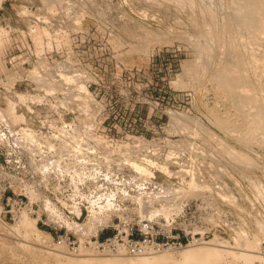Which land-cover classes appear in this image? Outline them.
<instances>
[{"label": "rangeland", "instance_id": "obj_1", "mask_svg": "<svg viewBox=\"0 0 264 264\" xmlns=\"http://www.w3.org/2000/svg\"><path fill=\"white\" fill-rule=\"evenodd\" d=\"M183 1L185 0H47L48 6H45V9L42 0H0V27L4 29L8 26L14 27V30H19L18 36L24 34L22 31L30 32L28 24L34 23L33 18H36V15L39 18L41 15L38 14H44L47 11V18L45 15H42L40 19L36 18V21L40 22L41 20L44 21V17L47 19L45 40L39 38L36 42L37 48L32 43L36 56L47 51V70L54 72L57 65L63 67L65 64L63 67L65 70L69 68V70L77 71L82 76L78 82L80 84H75V81L59 80L47 71L46 76L52 83L53 90L47 89V106L44 109L41 104H38L37 107L34 106L35 111L32 113L35 116L32 115V117L35 119L29 120L27 118L28 122L32 123L37 130L42 126H38L37 119H47L48 129L51 123L60 124L62 119L60 113H64L69 124L72 123V127L69 126L67 130L71 132H73L72 128H77V131L78 129L82 130L83 137L91 130H98L99 116L109 117L110 136L117 135L119 136L117 138L121 139L122 134H118L119 132H143L149 139L154 140V149L162 158V165L177 162L179 163L177 166L180 168L190 172L202 173L216 184V182L224 180V172L222 175L219 169L216 170L219 168L216 164L219 163V160L220 162L223 161V157L228 152L226 149L231 148L238 150L241 154L243 153L242 159L244 156L250 158H244L245 161L241 158L237 160L236 163L244 165V168L233 167L228 169L229 173L234 175L235 172H240L246 176L245 178H249L248 175L256 174L264 181V66H262L264 65V37L262 36L264 31H262V35L261 32H258L256 36L251 33L253 32L251 29L248 30V27L243 24L241 7L244 0ZM50 4L54 5L55 8H52ZM41 26H46L45 21ZM36 35H39L37 31ZM241 36H245L244 40ZM38 37H43V35ZM3 39L5 40L4 43L0 39V61L4 63L6 70L11 74L21 73L24 69L26 71L33 70L38 57L29 59L33 65L31 67L24 64L18 66V63L11 68L6 64L5 47L7 41L5 36ZM259 42H261V46L252 48L258 46ZM252 51L255 54L254 52L251 54ZM255 58L258 59L259 65L254 68L252 59ZM24 60L26 58H22L20 63ZM237 60L238 62H235ZM237 65L243 67L239 66L238 69ZM257 67L259 68L257 69ZM237 69L240 70V73L244 72L242 73L243 81L241 80L240 85L242 86L247 82L248 85L245 84L246 90L252 87L249 88L252 94L244 90L245 86L242 87V91V88L238 89L239 84L236 85L237 90L236 86L229 87L223 82V79L229 74L228 71L231 70L232 72ZM255 70L256 73H254ZM246 72L250 75L245 74ZM0 73H4L2 68ZM22 80L25 81L20 83V87L26 89L27 80L25 76L20 81ZM261 80L262 84H260ZM15 81L12 83L5 82L8 85L6 87L8 93H5L4 98H0V102L3 103L2 100L6 99H12L16 102L19 100L17 102L19 111L26 112L31 118V113H28L25 107L20 110L19 102L25 103L20 94L34 93L35 87L32 83L30 85L27 82L26 90H20L17 86L18 92L14 90V85L19 81ZM53 83H56V86ZM81 84L87 88L92 86L90 92L93 100H95L93 102L94 117L89 115L87 109L85 114L82 111L81 103L87 96L83 93L82 97H79L78 86ZM224 90H227V95ZM228 92L232 95L228 96ZM37 94L41 95L42 98L44 97L43 92H37ZM75 94H77V98ZM252 96L254 97L253 100L248 101V97ZM56 99L66 102L58 108ZM246 101L251 103L247 105ZM27 102L29 103V101ZM257 106H261L260 109ZM232 116L238 121V124L236 120L232 119ZM228 119L230 120L228 121ZM86 120L88 121L86 122ZM224 120L226 122L231 121V123L235 122L236 124H234L237 126L230 131L224 128ZM73 122H75L76 127ZM44 126L46 127V125ZM92 126H94L93 129ZM90 127L91 129H89ZM0 128V169L25 179L24 181L18 180L15 176L11 177L16 187L24 188H18L17 193L27 196L25 197L26 211L31 210L32 206L35 207L37 212L29 213L32 218L38 219L37 225L40 228L41 224H44L50 229L63 228L68 232L74 230V233L78 235L79 233L87 235L96 233L99 225L97 222H92V225H89L90 228L86 226L89 230L85 228L86 231L80 232L72 229L58 214L51 213L48 207L47 210L50 215L42 214V212H46L45 203L38 201L42 192L48 196L53 206L59 211L58 213L65 215L63 217L74 223L84 224L89 220L91 209L97 205L105 206V208L113 206L116 209L135 207L138 205L135 198L139 191L154 189L153 185H141L139 187L137 183L131 182L129 173H116L114 176L116 182H114L107 179L105 170L98 172L97 169L93 168L84 172V179L81 182L79 176H74L76 171L66 167L63 168L65 175H62L61 179L56 176L55 172H52L48 184L43 185L45 176L43 172L37 173L33 169L27 149L20 147L21 149L18 151L19 146L17 147V141L14 140L12 131L2 121H0ZM50 130L48 132L50 135L55 133L54 129ZM37 131L41 133L39 130ZM48 133L41 134L45 136ZM104 140H109V138L104 137ZM25 145L27 144H23V146ZM112 145L114 144L112 143ZM203 166L206 167L203 168ZM214 168L215 170H213ZM154 169L156 170V167ZM156 174L158 176L156 180L159 182L166 181L167 176L165 174ZM74 180L78 181L75 182ZM58 184L61 185L60 190L55 189ZM129 191H131V196L126 194ZM100 196L102 197L100 198ZM17 208H19L17 204L8 206L5 201L0 202V264H42L44 261L51 263L52 261L50 262L47 254H41L37 260L30 258V255L24 252L20 246L24 241L17 234L10 233L9 228L11 226L17 227L20 224L21 214H13ZM117 215L115 214L114 218H117ZM112 216V214H106L105 217L109 219L106 223L111 222ZM42 230L46 236L51 235L49 230ZM48 237L50 239L48 245L58 246L52 236ZM249 240L258 242L259 245H257L260 247H254L255 251L254 248H251L252 251L263 255L260 252L264 250V226L253 230ZM212 241L214 240L209 242ZM245 242L241 246L232 243L230 247H234L233 249L236 251H246L243 247ZM196 245L199 243L190 246ZM35 246L36 248L39 247V250H46L45 246L40 247L38 244ZM17 249L19 250L17 251ZM67 250L70 251L68 248ZM163 251L180 250L164 249ZM127 255V257H135L132 254ZM234 264L244 263L237 262Z\"/></svg>", "mask_w": 264, "mask_h": 264}, {"label": "bare ground", "instance_id": "obj_2", "mask_svg": "<svg viewBox=\"0 0 264 264\" xmlns=\"http://www.w3.org/2000/svg\"><path fill=\"white\" fill-rule=\"evenodd\" d=\"M174 1V0H173ZM181 1V0H180ZM186 1V0H185ZM183 1V2H185ZM177 2V1H176ZM187 2V1H186ZM233 2V1H232ZM244 4L242 5V13H243V17H242V22L244 25H246L248 27V30L251 29L254 33V35H256L258 32H261L262 35V31H264V0H244L243 1ZM43 3V7L46 9L45 6L47 5V0H42ZM182 3V2H181ZM194 3V2H193ZM192 3V4H193ZM229 3V2H228ZM178 4V3H177ZM189 4V2H188ZM184 5V4H183ZM191 5V4H190ZM189 5V6H190ZM200 5V4H197ZM205 5V3H204ZM231 5V4H230ZM234 5V4H233ZM52 8H55L54 5H51ZM188 6V5H187ZM206 6V5H205ZM241 6V5H240ZM42 7V8H43ZM199 7V6H198ZM201 7V6H200ZM203 7V6H202ZM207 7V6H206ZM51 8V7H49ZM51 8V9H52ZM191 8V7H190ZM205 8V7H204ZM196 9V8H195ZM202 9V8H201ZM50 11V9H48ZM53 10V9H52ZM52 10L50 12H52ZM192 10V9H191ZM54 11V10H53ZM200 11V10H199ZM194 12V11H193ZM203 12V10H202ZM233 12V11H232ZM231 12V13H232ZM51 14V13H50ZM234 14V13H233ZM40 17H42V15L46 16L47 15V11L44 12V14H38ZM233 16V15H232ZM241 16V15H240ZM40 17L38 18V16L36 15L37 19H40ZM36 18H33L36 21ZM47 18V16H46ZM45 17L43 18L46 26H41L42 23L44 21L41 20L40 21H35L32 24H28V27L30 29V32L25 30L22 31L26 36H30L31 39L33 40V45L36 46V42L37 40L40 39H44V36L47 35V19ZM230 18V17H229ZM228 18V19H229ZM233 22V21H232ZM207 23V22H206ZM211 23V22H210ZM38 24V25H37ZM235 24V23H234ZM37 25V27L35 28V26ZM214 25V24H213ZM229 25V24H228ZM231 25V24H230ZM207 26V25H206ZM234 26V25H233ZM245 26V27H246ZM208 27V26H207ZM206 27V28H207ZM237 27V26H236ZM205 28V27H204ZM209 28V27H208ZM202 29V28H201ZM236 29V28H235ZM247 29V28H246ZM210 30V29H209ZM13 31H14V27L8 26L2 28L0 27V39H2L3 43H4V39L3 37L5 36L7 44L9 42H11L12 40V35H13ZM36 31L37 34L39 33L38 36H42L43 37H38L36 35ZM205 31V29H204ZM208 31V30H207ZM233 31V30H232ZM202 32V31H201ZM200 33V32H199ZM209 33V31H208ZM239 33V31H238ZM203 34V33H202ZM210 34V33H209ZM208 34V35H209ZM215 34V33H214ZM204 35V34H203ZM207 35V34H206ZM251 35V34H250ZM252 34V37L254 36ZM200 36H202L200 34ZM211 36V35H209ZM257 36V35H256ZM264 37V35H262ZM242 37V36H241ZM240 37V38H241ZM245 37V36H244ZM244 37L243 40H244ZM204 38V36H203ZM211 38V37H210ZM238 38V37H237ZM236 38V39H237ZM254 38V37H253ZM256 38V37H255ZM257 39V38H256ZM254 39V40H256ZM45 40V39H44ZM209 41V39H207ZM215 40V39H214ZM219 40V39H218ZM241 40V39H240ZM242 40V42H243ZM259 40V39H258ZM237 41V40H236ZM235 42V41H234ZM233 42V43H234ZM240 42V41H239ZM245 42V41H244ZM251 42V41H250ZM248 42V43H250ZM221 43V42H219ZM218 43V44H219ZM237 43V42H236ZM246 43V42H245ZM261 42L256 43L258 44V46H254L252 48L255 49V47H259ZM263 43V42H262ZM6 44V45H7ZM225 44V43H224ZM243 44V43H242ZM1 45V43H0ZM211 45V42H210ZM239 45V44H238ZM248 45V44H247ZM252 45V44H251ZM203 47V46H202ZM208 47V46H207ZM216 47V46H214ZM218 47V46H217ZM225 47V46H224ZM248 47V46H247ZM37 48V46H36ZM227 48V47H226ZM232 48V47H231ZM242 48V47H241ZM1 49V47H0ZM251 49V48H250ZM260 50L262 48H259ZM227 50V49H226ZM229 51H231L230 49H228ZM227 50V51H228ZM245 50V48H244ZM248 50V49H246ZM212 51V50H211ZM226 51V52H227ZM234 51V49H233ZM251 51V50H250ZM215 52V51H214ZM241 52V51H240ZM239 52V53H240ZM254 51L251 52V54H253ZM259 52V51H258ZM258 52H256L257 54H259ZM36 53V52H35ZM208 53V52H207ZM229 53V52H228ZM231 53V52H230ZM247 53V52H246ZM211 54V53H210ZM242 54V52H241ZM250 54V55H251ZM255 54V52H254ZM256 54V55H257ZM208 55V54H207ZM213 55V54H212ZM211 55V56H212ZM233 55V53H232ZM246 55V54H245ZM37 60L35 65L33 66V70L31 71H26V69H24L21 73H16V74H11V72L6 70V67L4 66V63L0 61V70L1 68L3 69L4 73H0V98H4L5 93L7 94L8 91L6 89V87H8V85H6L5 82L7 83H12V81L16 80L17 82L20 81L21 79H23V77L25 76L27 82L30 84L32 83V85L35 87V91L34 93H24V94H20L22 101H24L25 103H20L19 102V107L20 110L23 109L25 106L29 107L32 112H34V106L37 107L38 104H41L42 106H47V89L49 90H53L52 88V83L50 82V80L48 79V76H46L47 71L48 73H52L53 76L55 78H59V80L61 79H67L70 81H75V84H80L78 83L80 81V79H82L81 74H79L77 71L74 70H65V68H63L65 66V64H63V67L60 65H57L56 67V71L51 72L49 70H47V56L44 54H37ZM214 57V56H213ZM246 57V56H245ZM250 57V56H249ZM258 57V56H257ZM228 58H230L228 56ZM248 58V57H247ZM254 58V57H252ZM30 59V58H29ZM234 59V58H233ZM260 59V58H259ZM251 60V59H250ZM27 60L22 61L21 63L19 62L18 66H22L23 64L25 65ZM30 61V60H29ZM243 61V60H242ZM254 68L255 66L259 65V61L258 59H252ZM31 62V61H30ZM233 62V61H232ZM235 62H238L235 61ZM244 62V61H243ZM249 63V62H247ZM246 63V64H247ZM252 63V62H250ZM249 63V64H250ZM240 64V63H239ZM263 64V63H262ZM199 65V64H198ZM197 65V66H198ZM245 65V64H244ZM15 66V65H14ZM196 66V68H197ZM238 66V65H237ZM241 66V65H239ZM238 66V69H239ZM251 66V65H250ZM264 66V65H262ZM9 67V66H8ZM233 67V65H232ZM243 67V66H241ZM240 67V68H241ZM248 67V66H246ZM245 67V68H246ZM16 68V67H15ZM226 68V67H225ZM228 68V67H227ZM259 67H257L258 69ZM19 69V68H18ZM199 69V68H198ZM207 69V68H206ZM236 69V68H235ZM237 69V70H238ZM256 69V70H257ZM6 70V71H5ZM12 70V69H9ZM229 70V69H228ZM235 70L232 71L230 70V72L228 71V75L225 77V79H223V82L225 84H227L229 87H234V86H238V84L240 85L242 82L241 80L243 79V75L242 73H240V70ZM242 70V69H241ZM244 70V69H243ZM249 70V69H248ZM252 70V69H251ZM256 70L254 73H256ZM260 70V69H259ZM13 71V70H12ZM199 71V70H198ZM202 71V70H201ZM225 71V70H224ZM245 71V70H244ZM254 71V70H253ZM262 71V70H261ZM2 72V71H1ZM205 72V70H204ZM238 72V73H237ZM263 72V71H262ZM13 73V72H12ZM30 73V74H29ZM226 73V72H225ZM241 75H240V74ZM248 72H246L245 74H247ZM253 73V72H252ZM264 73V72H263ZM206 74V73H205ZM218 74V73H217ZM216 74V75H217ZM239 74V75H238ZM250 75V73H248ZM252 75V74H251ZM258 76V74H256ZM264 75V74H263ZM262 75V76H263ZM29 76V78H28ZM85 76V75H84ZM248 76V75H247ZM6 77V78H5ZM246 77V75H245ZM250 77V76H249ZM247 78V77H246ZM258 78V77H257ZM6 79V80H5ZM248 79V78H247ZM251 79V77H250ZM260 79V78H259ZM249 80V79H248ZM15 81V82H16ZM243 81V80H242ZM245 81V78H244ZM2 82V83H1ZM4 82V83H3ZM222 82V84H224ZM221 83V82H220ZM219 83V84H220ZM249 83V82H248ZM3 84V85H2ZM35 84V85H34ZM56 86V83H53ZM245 84H247V82H245L242 86H238L239 88H242L243 86H245ZM260 84H262V80L260 82ZM5 85V86H4ZM17 85V84H16ZM15 86L14 90H17V86ZM31 85V84H30ZM59 85V84H58ZM248 85V84H247ZM253 85V84H252ZM54 86V87H55ZM236 86V89H237ZM261 86V85H260ZM263 86V85H262ZM33 87V88H34ZM64 87V86H63ZM254 87V86H253ZM246 86L245 89L246 90ZM252 88V87H249ZM248 88V90H246V92H249V94H252L250 91V89ZM237 89V90H238ZM255 89V87L253 88ZM252 89V90H253ZM234 90V89H233ZM240 90V89H239ZM250 90V91H249ZM18 91V90H17ZM225 91V90H224ZM227 91V90H226ZM225 91V93H226ZM243 91V88H242ZM256 91V90H254ZM253 91V92H254ZM19 92V91H18ZM37 92H43L44 97L42 98L41 95H38ZM78 92H79V97H82L83 93L86 94L87 97H85L83 99V102L81 103V108L82 111L85 114L86 109L89 112V115L91 117H94V104L93 102L95 100H93L92 98V94L90 92V90L84 85L81 84L78 86ZM245 92V93H246ZM258 92V91H257ZM255 92V93H257ZM239 93V92H238ZM244 93V94H245ZM264 93V92H263ZM262 93V94H263ZM248 94V93H247ZM227 95V93H226ZM232 94H229L228 92V96H230ZM254 95V94H253ZM258 95V93H257ZM256 95V96H257ZM76 98H77V94H75ZM251 96V95H249ZM264 96V95H263ZM232 97V96H231ZM255 97V95H254ZM252 97H248V101H252L253 98ZM233 98V97H232ZM259 98V97H257ZM82 99V98H81ZM57 100V99H56ZM67 100V99H66ZM234 100V99H233ZM242 100V99H241ZM255 100V99H254ZM258 100V99H256ZM260 100V99H259ZM2 102H0V117H2V119L5 121L6 125L11 129V131L13 132L12 134L14 135V140L17 141V147L18 151L21 148H26L23 149L24 151H28L27 154L30 155L31 157V165L33 167L34 170L37 171V173H42L45 176V179H43V185H47L48 181H50V177L52 172H55L57 177H60V179L62 178L63 174V168L66 167L68 168H72V170L74 169L76 172L74 176H79V178L82 180L84 179V172L87 170H89L90 168L92 169H97V171H101L100 167H104L106 166V170L108 172L113 173L114 170L116 168H119V170H121L120 168H124V167H129L132 171H136L139 172L141 177H142V181H146L148 180L147 177H145V175L150 174L151 176H154V171H152L148 166H146L143 162V160H146L148 162L149 165L154 164L153 159L150 158V156L146 155L143 153V146L140 145V147H134L129 143H123L122 145H112V142L110 140H104V137L101 136L100 134H98V130H91L90 132H85L87 133L85 136L82 137V130L77 131V128L73 129L72 131H68V127L71 126L72 127V123L69 124L68 120L66 119V114L64 113H60L61 114V123H51L49 125L50 129H54V134H47V135H42L41 133H39L36 130V127L33 126L32 123L28 122L29 120H34L33 117L29 118L30 116L27 115L26 112H20L18 109V105L17 102L19 100L14 101L12 99H6V100H2ZM29 101V103L27 102ZM69 101V100H68ZM71 101V100H70ZM235 101V100H234ZM6 102V103H5ZM66 102V101H65ZM65 102H63L61 99L57 100V104L56 106L59 108V106H61V104H65ZM247 102V101H246ZM257 102V101H256ZM70 103V102H69ZM72 103V102H71ZM96 103V102H95ZM237 103V101H236ZM235 103V104H236ZM251 103V102H250ZM250 103H246L247 105H249ZM253 103V102H252ZM258 103V102H257ZM29 104V105H28ZM68 104V103H67ZM238 104V103H237ZM236 104V105H237ZM255 104V102H254ZM262 104V103H261ZM253 105V104H252ZM260 105V104H259ZM69 106V104H68ZM241 106V105H240ZM242 106H243V102H242ZM262 106V105H261ZM260 106V107H261ZM62 107V106H61ZM60 107V108H61ZM65 107V106H63ZM259 107V106H257ZM256 107V108H257ZM260 107L258 109H260ZM66 108V107H65ZM243 108V107H242ZM264 108V107H263ZM26 109V108H25ZM241 109V108H240ZM245 109V108H244ZM56 110V109H55ZM68 110V109H67ZM248 110V108H247ZM246 110V111H247ZM255 110V109H254ZM40 111V110H39ZM251 111L252 108H251ZM258 111V110H257ZM261 111H263L261 109ZM87 112V111H86ZM243 109H242V115H243ZM36 113V112H35ZM247 113V112H246ZM244 113V114H246ZM249 114L251 112H248ZM254 113V112H253ZM247 114V115H249ZM259 114V113H258ZM261 114V113H260ZM263 114V113H262ZM231 115V113H230ZM257 115V114H256ZM35 116V115H34ZM37 116V115H36ZM251 116V115H250ZM261 117L263 115H260ZM79 118V115L77 116ZM243 117V116H242ZM246 117V116H244ZM248 117V116H247ZM264 117V116H263ZM28 118V119H27ZM81 118V116H80ZM227 118H229L227 116ZM226 118V119H227ZM251 118V117H250ZM249 118V119H250ZM256 118V117H255ZM258 118L259 115H258ZM92 119V118H91ZM232 119L233 116H232ZM252 119V118H251ZM230 119H228L229 121ZM236 120V119H234ZM248 120V119H247ZM255 120V119H254ZM253 120V121H254ZM261 120V119H260ZM88 120H86L87 122ZM220 121V120H219ZM225 121V120H224ZM237 121V120H236ZM244 121V120H243ZM252 121V120H250ZM252 121V122H253ZM34 122V121H32ZM256 122V121H254ZM75 125V122H73ZM220 123V122H219ZM223 124V121L221 122ZM235 123V122H234ZM230 122H226L225 121V127L226 129H229L231 131V129L235 128L237 125H235L236 123L238 124V121L234 124ZM251 123V122H250ZM2 124V123H1ZM32 126H31V125ZM44 124L47 126V119L44 120ZM221 124V125H222ZM249 124V122H248ZM262 124V123H261ZM5 125V124H4ZM87 125V124H86ZM245 125V124H242ZM253 125V124H252ZM251 125V126H252ZM260 125V124H259ZM6 126V127H7ZM78 126V125H77ZM90 126V125H89ZM241 126V125H240ZM248 126V125H247ZM3 127V126H2ZM33 127H35V130L33 129ZM76 127V125H75ZM94 126H92L93 129ZM223 127V126H222ZM81 129V127H79ZM248 128H250L248 126ZM1 129V128H0ZM91 129V127L89 128ZM225 129V130H226ZM252 129V128H251ZM250 129V130H251ZM255 129V128H254ZM4 130V129H3ZM85 130V129H84ZM83 130V132H84ZM88 130V129H87ZM257 130V129H255ZM254 130V131H255ZM51 131V130H50ZM86 131V130H85ZM233 131V130H232ZM245 131V130H244ZM248 131V130H246ZM261 132V131H260ZM74 133V134H73ZM230 133V132H228ZM250 133V132H249ZM88 135V137H87ZM86 137V138H84ZM88 138V139H87ZM86 139V140H85ZM13 140V141H14ZM58 140V142H57ZM14 141V142H15ZM245 141V140H244ZM255 141V140H254ZM23 144H27L25 146H23ZM14 145V144H13ZM249 145V144H248ZM21 147V148H20ZM8 148V147H7ZM136 148V149H135ZM14 149V148H13ZM223 149V148H222ZM227 150V149H226ZM17 151V152H18ZM225 151V150H224ZM21 152V150H20ZM26 153V152H25ZM246 155V154H244ZM12 156V155H11ZM243 156V155H242ZM250 158L248 156H244L243 160L245 161V159ZM255 164V163H254ZM65 165V166H64ZM248 165V164H247ZM69 171V170H68ZM94 172V171H93ZM102 172V171H101ZM70 173V172H68ZM97 173V172H96ZM54 174V175H55ZM72 174V173H71ZM89 174H91L89 172ZM73 175V174H72ZM88 175V174H87ZM42 176V175H41ZM69 176V175H68ZM93 176V174H92ZM95 176V175H94ZM99 176V175H98ZM47 177V178H46ZM53 177V176H52ZM71 178V177H70ZM76 178V177H75ZM96 178V177H95ZM86 179V178H85ZM67 180V178H66ZM47 181V183H46ZM63 181V180H62ZM75 181V180H74ZM78 181V180H77ZM75 181V182H77ZM52 182V181H51ZM80 182V181H79ZM56 183V181H55ZM70 183V182H69ZM75 185V184H74ZM100 185V184H99ZM105 185V184H104ZM49 186V185H48ZM54 186V185H53ZM28 187V186H27ZM30 187V186H29ZM51 187V186H50ZM98 187V186H97ZM101 187V186H100ZM106 187V186H105ZM81 188V187H80ZM99 188V187H98ZM103 188V187H102ZM53 189V188H52ZM56 190H60L61 189V185H57ZM54 189V190H55ZM77 189V188H76ZM95 189V188H94ZM73 190V189H72ZM167 190V191H166ZM74 191V190H73ZM91 191V189H90ZM96 191V190H95ZM83 192V191H82ZM80 193V192H79ZM99 193V192H98ZM163 195L162 197L156 198L155 197V193L154 192H148L146 194L141 193L140 194V205H141V209L144 211H152L154 210V205L156 202H162L166 205H172V203H174V199L173 197L175 196V191L174 189L171 190L169 188H166L163 191ZM34 194V193H33ZM38 194V193H37ZM69 194V193H68ZM71 194V193H70ZM76 194V193H75ZM82 194V193H81ZM80 194V195H81ZM93 193L91 192V195ZM101 194V193H100ZM83 195V194H82ZM90 195V197H91ZM75 196V195H74ZM86 196V194H85ZM95 196V195H94ZM160 196V195H158ZM157 196V197H158ZM72 197V196H71ZM70 197V198H71ZM99 197V196H98ZM102 196H100L101 198ZM104 197V196H103ZM168 197V198H166ZM68 199V198H67ZM92 200V199H90ZM96 200V198H95ZM107 200V199H106ZM94 201V200H93ZM75 202V201H74ZM91 202V201H90ZM96 202V201H95ZM100 202V201H99ZM67 203V201H66ZM97 203V202H96ZM47 207L48 210L51 213H55L58 214V210L56 209L55 206H53L52 202L47 199ZM73 205V204H72ZM75 205V204H74ZM70 206V205H69ZM92 208V207H91ZM90 208V209H91ZM107 208V207H106ZM109 213L108 214H112L113 213V208L110 206L108 209ZM60 218H63V220H65V222L72 227V229H75L77 231L83 232L84 230L86 231L85 228H87L89 230L90 226L92 225V222H97L100 226L101 224H108L106 223L108 217H105L106 214L103 216L102 214H100L98 212V210H96L95 208L93 209L92 213L89 216V220L84 223V224H78V223H74L72 222L70 219L63 217L65 215H61L58 214ZM113 215V214H112ZM111 217V215H108ZM20 224L16 227H10V233L11 234H17L18 236H20V239H22L24 241V243H21L20 246L23 249L24 252H26L27 254L30 255V258L32 257L33 259H36L42 254H47V256L49 257L48 259L50 260L51 263H47V261H44L42 264H234L237 262H243L244 264H264V257L263 255H259L257 253H254L252 251V249L256 246H258V242H252V241H248L244 240L245 245H243L244 249L246 251H236L235 249H233L234 247H230L229 245L223 244V243H219L216 241H212V242H206V243H199V245L196 246H189L186 247L180 251H159V250H155L152 248L147 249L146 251H144L143 253L137 255V256H133V257H127V253L126 252H120L117 254H111V253H99L96 251H91V250H87L84 248H81L79 252H70L67 250V247L65 246H51L48 245L50 242V239L48 236L51 235H47L46 233L37 225V220L38 219H34L30 216V213L28 211H23L21 213L20 216ZM105 220V221H104ZM96 223V226H97ZM91 224V225H90ZM90 225V226H89ZM86 226H89L86 227ZM95 226V225H94ZM93 228V227H92ZM95 229V228H93ZM91 229V230H93ZM3 230V229H2ZM98 231V230H97ZM89 232V231H88ZM256 239V238H255ZM21 240V241H22ZM257 241V239H256ZM242 242V243H244ZM32 243V244H30ZM241 243V244H242ZM40 245V247L45 246L46 250H39L38 248H36L35 245ZM240 244V246H241ZM258 244V245H257ZM3 245V244H2ZM246 246V248H245ZM14 247V246H13ZM236 247V246H235ZM259 247V246H258ZM3 248V247H2ZM15 248V247H14ZM17 248V247H16ZM237 248V247H236ZM252 248V249H251ZM260 248V247H259ZM258 249V248H256ZM19 249H17L18 251ZM255 251V248H254ZM261 254H263V252H260ZM16 254V253H15ZM24 254V253H23ZM20 255V254H19ZM127 255V256H126ZM2 257V256H1ZM26 257V256H25ZM7 258V257H6ZM32 259V260H33ZM7 260V259H6ZM5 261V260H4ZM24 262V261H23Z\"/></svg>", "mask_w": 264, "mask_h": 264}, {"label": "built area", "instance_id": "obj_3", "mask_svg": "<svg viewBox=\"0 0 264 264\" xmlns=\"http://www.w3.org/2000/svg\"><path fill=\"white\" fill-rule=\"evenodd\" d=\"M18 33L19 30L13 31L12 40L5 47L6 64L12 68L22 58H26L25 65L31 67L29 58L37 57L32 45L33 40L29 35L18 36ZM45 55L47 56V51ZM23 81L25 80L19 81L16 85L20 90L27 89V82L26 89H21L20 83ZM91 87H88L89 90ZM45 107L43 106V109ZM25 108L28 113H31L32 118V115L35 114L29 107L25 106ZM109 119V117L99 116L98 134L108 137L114 145L129 143L136 148L142 145L145 156L148 155L153 159L154 164L152 165H149L146 160L143 162L154 171V176L145 175L148 180L144 182L140 173L132 171L128 166L120 168L121 170L116 168L113 173L108 172L106 166L100 167V170H105L107 179L114 182H116L114 177L116 173H129L131 182L137 183L139 187L153 185L154 189L139 191L135 198L138 205L135 207L116 209L111 206L113 208L111 222L98 226L96 233L87 235L79 233L78 235L74 233V230L68 232L63 228L50 229L41 224L48 228L52 239L59 246H66L71 252H79L81 248H84L99 253L126 252L137 256L149 248L159 251L164 249L182 250L192 244L206 243L211 240L229 246L232 243L239 245L244 240L251 238L253 230L264 226V181L256 174L248 175L249 178H245L246 176L240 172H235L232 175L228 171V169L237 166L244 168V165L236 163L243 153L230 148L226 150L228 152L222 162L216 158L219 160V163L216 164L219 168L216 170L219 169L222 175L224 172V180L214 184L202 173L180 168L177 166L179 165L177 162L162 165V158L154 149V140L149 139L143 132H119L118 134H122L121 139H118L117 135L110 136ZM0 121L6 124L2 117H0ZM37 121L38 126L42 125L37 130L44 134L48 133L50 129L44 126V120L37 119ZM33 129L35 130V127ZM205 167L203 166V168ZM236 170L238 169L236 168ZM156 173L165 174L166 181L156 180L158 177ZM14 176L18 180L25 181L24 178L0 169V202L5 201L8 206L19 205L13 214H21L27 208L25 198L27 196L17 193L20 187L13 184L11 177ZM166 188L175 191L174 199H171L174 200L172 205L156 202L154 210L150 212L141 209V193L154 192L155 197L159 198L162 197ZM126 194L131 196V191ZM47 199L48 196L43 192L38 197V201L45 203L46 212H42V214L50 215L47 210ZM32 207L31 210H27L34 214L37 211L34 206ZM94 208L103 216L109 213V207L97 205ZM93 209H91V213ZM115 214H118L117 218H114ZM102 235H106V237L102 238ZM261 252L264 255V250Z\"/></svg>", "mask_w": 264, "mask_h": 264}, {"label": "trees", "instance_id": "obj_4", "mask_svg": "<svg viewBox=\"0 0 264 264\" xmlns=\"http://www.w3.org/2000/svg\"><path fill=\"white\" fill-rule=\"evenodd\" d=\"M41 228L42 229H47L48 230V228L46 227V226H41ZM106 237V235H102V238H105Z\"/></svg>", "mask_w": 264, "mask_h": 264}]
</instances>
